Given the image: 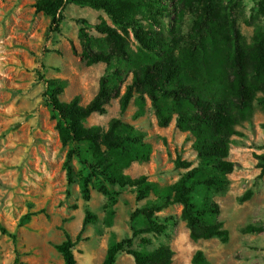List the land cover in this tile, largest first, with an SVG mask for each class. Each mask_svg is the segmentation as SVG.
Listing matches in <instances>:
<instances>
[{
	"label": "rangeland",
	"instance_id": "1",
	"mask_svg": "<svg viewBox=\"0 0 264 264\" xmlns=\"http://www.w3.org/2000/svg\"><path fill=\"white\" fill-rule=\"evenodd\" d=\"M34 1L0 0V264H11L16 255L18 264H63L55 246L67 234L72 241L76 240L86 210L95 219L84 228L72 251L76 264H102L107 248L131 235L129 219L133 210L156 201L157 195L150 191L138 200L134 187L109 184L101 175L94 174L88 184L89 199L85 200L81 180L88 168L76 156L72 158L73 182L67 183L64 163L73 145L60 141L56 119L44 93L45 84L39 75L65 81L60 100L69 101L78 95L81 104L89 102L98 90L106 64L86 65L81 60L80 24L76 20L84 18L91 24L104 20L110 25L112 21L102 10L70 3L62 11L63 19L55 30L49 16L35 11ZM219 1L235 19L245 44L251 42L257 29L264 30V16L257 0ZM157 4L161 13L155 16L156 23L149 16L136 17L145 28L170 41L173 25L178 22L174 2L159 0ZM195 16V11L185 14L179 31L180 45L189 44L188 33ZM88 33L100 36L92 28ZM128 40L130 48L137 51L138 43L131 32ZM131 77V72L124 75L120 93ZM201 92L204 96L227 95L222 82L205 85ZM137 95L134 94L124 112L119 109V98H112L105 105V113H92L84 125L106 127L113 117L133 125L144 134L150 153L148 160L131 162L123 173L133 178L146 175L158 188L170 186L187 170L175 166L178 156L190 161L191 167H199L194 137L176 127V114L167 126L160 127L148 97L144 96L140 105ZM237 115L236 134L231 136L228 155L237 166L226 175L223 188L199 186L193 193L195 200L208 197L218 203L219 213L212 219L223 222L229 231L228 240L222 242L217 237L191 240L180 216L182 205L174 203L155 213L158 222L167 224L166 229L159 234H139L133 238L132 248L150 251L168 245L174 252L170 264H192L197 249L203 252L204 264H264V174L260 175L255 157L263 152L264 106L254 101L247 109L238 110ZM78 147L89 160L85 144ZM101 185L107 194L100 191ZM247 190L249 196L241 201ZM28 212L34 214L22 220ZM145 224L142 216L136 218V227ZM248 225L261 230L244 232ZM9 233L15 234V240ZM142 238L148 241L143 242ZM115 264L135 263L130 255L121 252Z\"/></svg>",
	"mask_w": 264,
	"mask_h": 264
},
{
	"label": "trees",
	"instance_id": "2",
	"mask_svg": "<svg viewBox=\"0 0 264 264\" xmlns=\"http://www.w3.org/2000/svg\"><path fill=\"white\" fill-rule=\"evenodd\" d=\"M158 1L35 0L33 3L36 12L50 17L51 28L55 30L63 19L62 11L70 3L102 10L112 21L110 25L104 20L94 24L84 18L76 20L80 24L78 38L81 60L86 65L98 62L106 64V70L99 78L98 90L89 102L81 104L78 95L69 101L60 100L65 81L39 75L45 84L44 93L56 119L60 141L63 145H73L64 163L67 183L73 182L72 158L76 156L88 168L81 180V193L85 200L89 199L88 184L94 174L101 175L109 184L134 187L138 200L145 198L150 191L157 195L156 201L133 210L129 219L131 235L112 243L106 250L102 264H115L121 252L130 255L135 264H170L174 252L168 245L140 251L132 248L131 244L139 234L162 233L167 224L158 222L155 213L174 203L182 205L180 216L191 240L217 237L226 242L228 229L222 221L212 219L219 213L218 203L208 197L195 200L193 193L199 186L224 187L226 175L237 166L228 159L231 136L236 134L234 125L238 120L237 111L247 109L254 101L264 106L263 29H257L251 42L245 44L235 19L219 0H173L178 22L174 23L173 36L168 41L151 28H145L136 17L138 14L149 16L156 23L155 16L161 13ZM257 5L264 16V0H257ZM189 11L196 13L188 33L189 44L180 45L181 23ZM90 28L100 36L90 35ZM130 32L138 43L137 51L129 46ZM128 72H131V80L120 93L124 75ZM216 82L225 84L227 95L204 96L201 89ZM135 93L140 105L144 96L148 97L160 127L167 126L173 114H176V127L189 131L194 137L199 167H191L190 161L178 156L175 166L187 170L170 186L158 188L147 180L146 175L133 178L123 173L131 162L148 160L150 153L149 146L144 142V134L133 125L118 117L111 118L106 127L84 125L85 119L92 113H105V105L112 98H119V109L124 112ZM80 143L85 144L89 160L78 147ZM261 148L263 152L255 155L260 175L264 174V144ZM100 191L107 194L103 185ZM249 194L247 190L240 200H245ZM33 214L26 213L22 220L29 219ZM138 216L145 219L143 227L135 225ZM93 219L95 215L86 210L76 240L72 241L67 234L65 240L55 246L63 258V264H76L73 246ZM1 230L7 232L4 227ZM260 230L261 227L252 225L243 229L244 232ZM9 235L15 240L14 233ZM141 240L148 241L145 238ZM205 261L202 250L197 249L191 263L204 264ZM18 263L16 255L11 264Z\"/></svg>",
	"mask_w": 264,
	"mask_h": 264
}]
</instances>
